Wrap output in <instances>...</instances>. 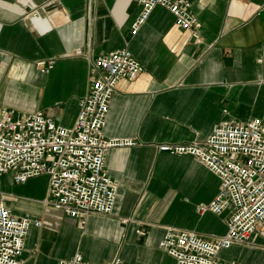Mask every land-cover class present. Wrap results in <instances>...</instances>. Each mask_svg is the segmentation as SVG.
<instances>
[{"label": "crops", "instance_id": "1", "mask_svg": "<svg viewBox=\"0 0 264 264\" xmlns=\"http://www.w3.org/2000/svg\"><path fill=\"white\" fill-rule=\"evenodd\" d=\"M190 1L196 33L157 6L132 35L137 0H0V110H42L72 127L90 89L91 59L127 47L144 67L119 83L104 128L106 138L137 142L107 153L118 185L113 214L89 215L81 226L46 203L48 175L25 183L0 176V205L42 222L30 227L22 264H60L76 253L92 263L176 264L159 247L166 229L210 240L227 233L226 213L196 210L216 197L219 177L191 155L157 145L204 140L223 122L264 119V0ZM219 257L264 264V227Z\"/></svg>", "mask_w": 264, "mask_h": 264}, {"label": "built area", "instance_id": "2", "mask_svg": "<svg viewBox=\"0 0 264 264\" xmlns=\"http://www.w3.org/2000/svg\"><path fill=\"white\" fill-rule=\"evenodd\" d=\"M141 11L132 24L136 35L152 11L163 7L175 17L177 26L196 33L201 26L190 0H137ZM76 55H84L78 49ZM51 60L46 69L53 67ZM92 81L80 99L79 113L72 127H64L42 110L19 114L0 110V176L12 173L16 183L48 175L47 204L84 225L92 214L111 215L118 185L106 170L110 149L137 144L129 138H106L110 102L122 80L133 81L144 70L127 48L112 51L90 61ZM161 152L191 155L217 175L221 185L208 204L197 206L199 214L226 213L228 231L205 239L194 231L168 228L159 247L175 258L176 264H237L219 257L220 251L247 243L264 227V119L245 123L223 122L204 140L160 143ZM40 220L15 216L0 205V264H22L25 239L31 225ZM143 234L141 231H138ZM60 264H122L119 257L105 263L87 261L81 253Z\"/></svg>", "mask_w": 264, "mask_h": 264}]
</instances>
